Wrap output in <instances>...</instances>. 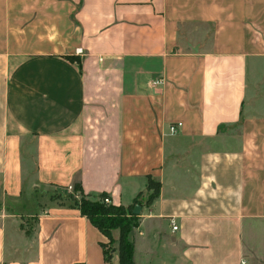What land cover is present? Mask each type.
Masks as SVG:
<instances>
[{
  "label": "crops",
  "instance_id": "obj_1",
  "mask_svg": "<svg viewBox=\"0 0 264 264\" xmlns=\"http://www.w3.org/2000/svg\"><path fill=\"white\" fill-rule=\"evenodd\" d=\"M38 5L22 27L3 17L0 264H118L50 200L75 183L141 202L134 264H264V0Z\"/></svg>",
  "mask_w": 264,
  "mask_h": 264
},
{
  "label": "trees",
  "instance_id": "obj_2",
  "mask_svg": "<svg viewBox=\"0 0 264 264\" xmlns=\"http://www.w3.org/2000/svg\"><path fill=\"white\" fill-rule=\"evenodd\" d=\"M77 61L79 60L77 59ZM147 189L151 190L148 196L149 202L158 195L159 183L148 177ZM37 191L39 192V190H35V192ZM105 197H108L105 192L98 194L85 193L79 183L73 184L71 191L65 188L63 191L55 189L49 192L50 200H55L59 205L77 209L82 216L86 217L106 237V242L99 243L105 262H109L112 253L117 251L118 264H134L132 258L133 245L128 235L132 228L138 224V215L133 214L132 210L137 204H141V202L136 199L133 205L124 207L122 205H115L112 202L105 203L103 201ZM115 229L119 232L117 240L112 236V232Z\"/></svg>",
  "mask_w": 264,
  "mask_h": 264
},
{
  "label": "rangeland",
  "instance_id": "obj_3",
  "mask_svg": "<svg viewBox=\"0 0 264 264\" xmlns=\"http://www.w3.org/2000/svg\"><path fill=\"white\" fill-rule=\"evenodd\" d=\"M20 2H29V4L32 3L33 7H26V5H21L19 7H16L12 10L8 9H1V27H0V99L2 96V92H3V88H4V84L5 81L7 79L8 76V68L6 67L7 63L5 62V58H7V50H8V45H7V36L9 34L8 30L10 25H12V23H3V17H4V13L7 14V21L10 20L11 22V18L8 16V13L11 14L12 17H16L17 21H18V25L17 27H22L23 23H25L29 18H34L36 16V14H38V16H40V10H39V0H17V3ZM39 10V11H38ZM36 11H38L36 13ZM22 44H24V42H21ZM6 64V65H5ZM1 102V100H0ZM3 121V120H1ZM50 188V187H47ZM51 189V188H50ZM68 191H71L69 189H67ZM34 226V221L32 219H26L24 221H22V228L25 230H28V233H30L32 231V228ZM112 236H113V232H112ZM114 238V236H113ZM115 240H117L116 238H114Z\"/></svg>",
  "mask_w": 264,
  "mask_h": 264
},
{
  "label": "built area",
  "instance_id": "obj_4",
  "mask_svg": "<svg viewBox=\"0 0 264 264\" xmlns=\"http://www.w3.org/2000/svg\"><path fill=\"white\" fill-rule=\"evenodd\" d=\"M75 53H76V54H81V53H82V50H81L80 48H77V49L75 50ZM180 126H181V123L177 122V123H175V124L170 125L169 130H170L171 133H174V132L177 131V129H178ZM69 190H71V188H70ZM103 201H104L105 203H111V200H110L109 197H105V198L103 199ZM173 223H174V222H172V224H173ZM172 229H173V230H176V229H177V226H176L175 224H173V225H172Z\"/></svg>",
  "mask_w": 264,
  "mask_h": 264
},
{
  "label": "water",
  "instance_id": "obj_5",
  "mask_svg": "<svg viewBox=\"0 0 264 264\" xmlns=\"http://www.w3.org/2000/svg\"><path fill=\"white\" fill-rule=\"evenodd\" d=\"M139 212H140V206L136 205V206L133 208L132 213H133V214H139Z\"/></svg>",
  "mask_w": 264,
  "mask_h": 264
}]
</instances>
